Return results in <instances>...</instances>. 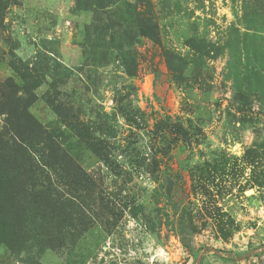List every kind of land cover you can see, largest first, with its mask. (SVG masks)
<instances>
[{
  "label": "rangeland",
  "instance_id": "374dc122",
  "mask_svg": "<svg viewBox=\"0 0 264 264\" xmlns=\"http://www.w3.org/2000/svg\"><path fill=\"white\" fill-rule=\"evenodd\" d=\"M10 88L0 264H264V0H0V168Z\"/></svg>",
  "mask_w": 264,
  "mask_h": 264
},
{
  "label": "trees",
  "instance_id": "16d2710c",
  "mask_svg": "<svg viewBox=\"0 0 264 264\" xmlns=\"http://www.w3.org/2000/svg\"><path fill=\"white\" fill-rule=\"evenodd\" d=\"M139 20V19H138ZM140 21V20H139ZM139 23V22H138ZM139 30L142 32V35L152 38L155 36L156 26L147 28L143 31L145 25L140 21ZM157 39V35H156ZM11 67H15L14 63H11ZM22 68H19V71ZM23 70V69H22ZM16 88H10V90L5 94V99L7 100V117H9V126L11 127L12 139L16 141V147L12 150V155L9 159H5L0 168V193L3 192L7 200L15 205V194L11 191V187L14 182L19 177H26L32 179L35 175L34 171V162L31 158H28L26 155L27 152L23 147L31 146L35 138H42L43 132L40 130V127L37 126V123L27 114L25 110V105H23L22 98H17ZM6 106V105H4ZM4 110V109H3ZM29 118V120H27ZM161 125V128L167 131L168 127L171 126L168 120L158 122ZM157 124V125H158ZM175 128H178L180 134H183L185 140H187V132L180 123H175ZM75 137L80 139L83 144H86L90 147L91 140L84 137L80 132L74 131ZM46 135V134H45ZM46 141L51 142L50 138L46 135ZM58 149V148H56ZM54 149V150H56ZM57 158L66 160L69 159L65 153H61ZM68 162V161H67ZM70 163V162H68ZM64 166V163H60L59 166ZM36 167V166H35Z\"/></svg>",
  "mask_w": 264,
  "mask_h": 264
}]
</instances>
